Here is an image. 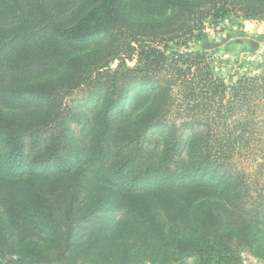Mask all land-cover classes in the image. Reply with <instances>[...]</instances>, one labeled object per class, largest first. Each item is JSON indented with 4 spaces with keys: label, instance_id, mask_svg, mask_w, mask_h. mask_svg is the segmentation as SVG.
<instances>
[{
    "label": "trees",
    "instance_id": "obj_1",
    "mask_svg": "<svg viewBox=\"0 0 264 264\" xmlns=\"http://www.w3.org/2000/svg\"><path fill=\"white\" fill-rule=\"evenodd\" d=\"M233 15L264 0H0V264L264 260V73L186 45Z\"/></svg>",
    "mask_w": 264,
    "mask_h": 264
},
{
    "label": "rangeland",
    "instance_id": "obj_2",
    "mask_svg": "<svg viewBox=\"0 0 264 264\" xmlns=\"http://www.w3.org/2000/svg\"><path fill=\"white\" fill-rule=\"evenodd\" d=\"M186 45L190 48L204 45L212 53L216 72L227 83L243 74L264 73V17L233 15L218 26H205ZM166 49L182 50L183 44L169 43ZM241 264H264V260L244 252Z\"/></svg>",
    "mask_w": 264,
    "mask_h": 264
}]
</instances>
